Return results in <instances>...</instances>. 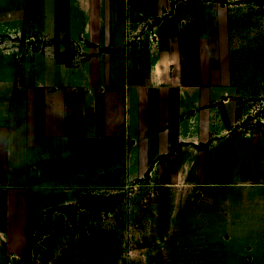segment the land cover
<instances>
[{"label": "crops", "instance_id": "1", "mask_svg": "<svg viewBox=\"0 0 264 264\" xmlns=\"http://www.w3.org/2000/svg\"><path fill=\"white\" fill-rule=\"evenodd\" d=\"M231 6L35 0L34 24L62 57L35 53L27 96L0 68V249L6 233L19 242L26 233V222L17 233L6 219L21 208L28 218L30 186L72 183L63 171L79 166L97 171L80 182L102 181L107 168L114 184L149 173L183 190L204 264H264V119L251 120L264 81L237 59L247 55L235 49ZM94 136L114 140L120 158L86 161L79 146Z\"/></svg>", "mask_w": 264, "mask_h": 264}, {"label": "rangeland", "instance_id": "2", "mask_svg": "<svg viewBox=\"0 0 264 264\" xmlns=\"http://www.w3.org/2000/svg\"><path fill=\"white\" fill-rule=\"evenodd\" d=\"M34 2L0 0V68L11 71L1 76L7 82H20L26 96L30 92L26 82L32 81L35 53L47 50L62 57L61 42L48 39L42 27L35 26ZM215 2L232 5V30L240 39L235 41V49L241 56L243 52L247 55L237 59L239 63H254L252 67L257 64L264 81V0ZM66 44L71 45L67 41ZM139 51L140 57L147 58L148 44ZM252 104L258 111L251 120L264 119L263 98H255ZM252 124L257 129L256 122ZM95 139L102 142L94 150ZM105 139L94 136L79 146L87 151L86 161L120 158L121 155L113 154L114 140ZM74 167L63 171L72 183L30 186L35 191L29 200L28 218L21 208L14 219H6L17 233L26 222V233L22 232L20 242L12 231L6 233L9 239L6 247L0 249V264H204L206 250L201 240L205 235L189 229L190 203L180 201L177 195L185 193L183 190L151 181L149 173L114 184L104 175L110 173L107 168L98 171L102 176L99 184L80 182L81 174L90 177L97 171ZM91 200L98 207L95 211L81 206Z\"/></svg>", "mask_w": 264, "mask_h": 264}, {"label": "trees", "instance_id": "3", "mask_svg": "<svg viewBox=\"0 0 264 264\" xmlns=\"http://www.w3.org/2000/svg\"><path fill=\"white\" fill-rule=\"evenodd\" d=\"M82 207L87 208L90 211H95L98 209L97 205L95 204V200H91L88 203L81 204Z\"/></svg>", "mask_w": 264, "mask_h": 264}]
</instances>
